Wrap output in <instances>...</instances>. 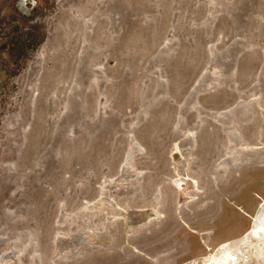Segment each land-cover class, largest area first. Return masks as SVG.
Listing matches in <instances>:
<instances>
[{"label":"rangeland","instance_id":"374dc122","mask_svg":"<svg viewBox=\"0 0 264 264\" xmlns=\"http://www.w3.org/2000/svg\"><path fill=\"white\" fill-rule=\"evenodd\" d=\"M262 198L264 0H0V264L201 262Z\"/></svg>","mask_w":264,"mask_h":264},{"label":"bare ground","instance_id":"6f19581e","mask_svg":"<svg viewBox=\"0 0 264 264\" xmlns=\"http://www.w3.org/2000/svg\"><path fill=\"white\" fill-rule=\"evenodd\" d=\"M182 181L186 182L187 179L177 180V186L183 185ZM191 182L194 189H197V183ZM257 210L252 226L242 235L221 243L216 253L210 251L202 256L201 262L192 259L182 264H264V198L259 202ZM203 213L204 210L200 211L201 215Z\"/></svg>","mask_w":264,"mask_h":264},{"label":"water","instance_id":"95a60500","mask_svg":"<svg viewBox=\"0 0 264 264\" xmlns=\"http://www.w3.org/2000/svg\"><path fill=\"white\" fill-rule=\"evenodd\" d=\"M257 211H258V210H257ZM257 211H256V213H257ZM256 213L254 214V216H252V220H251L250 226H252V224H253V219H254Z\"/></svg>","mask_w":264,"mask_h":264}]
</instances>
